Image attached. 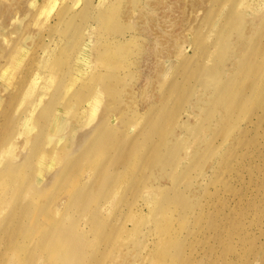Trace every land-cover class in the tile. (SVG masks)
<instances>
[{
	"label": "rangeland",
	"instance_id": "rangeland-1",
	"mask_svg": "<svg viewBox=\"0 0 264 264\" xmlns=\"http://www.w3.org/2000/svg\"><path fill=\"white\" fill-rule=\"evenodd\" d=\"M0 1L16 15L4 29L0 19V129L5 135L18 127L36 95L22 92L30 77L44 74L38 119L28 137L18 136L16 151L26 154L46 135L37 164L44 156L52 164L30 170V191L48 206L42 219L76 223L73 242L80 240L72 244L81 248L63 261L41 252L36 234L0 227L7 239L0 240V264H264V158L253 148L264 152V0H106L108 22L102 36L91 28L87 45L95 49L70 87L85 21L77 19L74 33L56 25L67 0ZM57 116L63 126L53 140ZM252 117L254 130L246 126ZM103 122L118 148L107 173L121 176L115 186L102 183L110 176L84 184L94 189L90 206L69 211L76 186L58 177ZM240 127L251 130L232 176L229 148ZM137 147L145 151L135 159ZM84 165L79 180L100 173L99 161ZM7 190L0 188V208ZM8 225L16 226V215Z\"/></svg>",
	"mask_w": 264,
	"mask_h": 264
},
{
	"label": "bare ground",
	"instance_id": "bare-ground-1",
	"mask_svg": "<svg viewBox=\"0 0 264 264\" xmlns=\"http://www.w3.org/2000/svg\"><path fill=\"white\" fill-rule=\"evenodd\" d=\"M57 1H59V0H54L55 3ZM62 2H64V0H62ZM67 2L70 3V5L68 6L67 9H65L64 15L62 16V20L57 22L56 25L59 24V26L64 27L66 32L73 30L71 32L74 33V30L77 27V24H76L77 19L81 18V21H85V23L82 25L81 28L78 26L79 29H82L81 32H82V35L85 39L81 40V42L77 43L78 46H76V48H78V51H79L78 54L79 55H77V57H76L75 66L71 65V75H70V79H69V87H70V86H74L76 83H78L82 79V75L85 73V71H87V67L90 63V61H89L90 60V54L92 51H94L93 49H95L92 46L87 45L89 39H91V37H92V33H90L91 28L93 27V28L97 29L100 32L99 34L101 35V29L104 28L106 26V23L108 22L109 12L106 8H102L103 6H105L106 0H67ZM44 9H46V8H44ZM21 10L24 12L25 9H21ZM47 10H49V9H47ZM22 11H21V13H22ZM44 11H43V13H44ZM15 16L16 15H14L13 11L12 10L10 11L9 8L6 5H4L2 1H0V19H2V28L3 29L7 28L9 26L7 24H9V21L11 22V20L14 19ZM52 24H53L52 22H49V26H51ZM0 35H2L1 32H0ZM5 41H7V40H5ZM116 42L121 43V42H123V40H120L118 38ZM1 45L2 44H0V46ZM73 46H74V44H73ZM1 47H3V45ZM48 47H50V46H48ZM252 70H253V72H258L259 67L254 64V65H252ZM37 74H39V73H37ZM32 77H30L31 78V79H29L30 83L27 84V88L24 89L22 94L25 97L35 95V94L36 95L33 96L34 98H32V101L29 102L28 108L25 111V116L23 117L22 115H20V116H22V118L19 119V123L16 121L18 123L17 124L18 129L14 127L15 129L12 130V128H13L12 127L11 129H9L8 134L4 135V131L1 130L2 125L0 127L1 128L0 129V188H2V189H5L6 187L8 188L5 198L1 197V201H3V204H2V207L0 208V227L12 228L19 235L21 233H23L22 236L25 238L29 237L30 235L36 234L39 238V242H40L39 246H40L41 252H45V250L46 251L49 250V252L52 253V256L54 258L57 256L62 257L63 261H65L64 258L65 259H67V258L71 259V254H72L71 251H75L76 247H77V249L80 248L79 246H76L74 249L73 247L75 245L72 244L74 236L75 237L77 236L78 238H80L79 237L80 232L78 233V226H74L73 224H76V223L73 222V224H71L72 226L69 225L70 226L69 227L66 224H63L64 220L61 223V221H59L58 219L57 220L52 219V218H49L48 220L47 219L45 220L44 218L42 219L41 213H43L44 216L46 214H48L49 211L47 213L45 211L46 207L48 208V206L45 205L46 207L44 206V208H43V206H41L39 203H37L36 196H38L39 194H35V191H30V189L32 188V184H30V182H28V178L30 180L32 179V177H30L29 172H30V170H34L36 165H38L40 168L43 169V168H49L52 164V163L49 164L45 160L46 156L40 158V163L37 164V160L41 156V153H42V138L45 137L46 135L42 134L41 135V137L43 136L42 138H39L37 141H34L33 143H31L32 147L30 146V148H29V150H27L26 154L24 153V154L20 155V153L16 151V148L18 146L17 145L18 143L16 142V140L19 139L18 136H27L28 137L29 130L32 129V127H35V120L38 119V116L36 115V111L38 110V107H39L38 104H40V101H41L40 98H41V96H43L40 94V92H41L43 83L47 80L46 76L44 74H41V73L38 76H35V77L32 76ZM28 99H29V97H28ZM79 99L81 101V99L85 100L86 98L84 95L83 96L80 95ZM25 100H26V98H25ZM50 114H51V108H49L47 111H45L43 116L49 117ZM251 125L253 127V130H254L255 125L256 126L258 125V123L255 121V119L253 117L246 121V126L251 127ZM62 126H63V124L61 123L59 116H57L54 119V123H53V127H52L53 132L51 134H48L49 138H53V140H54L56 137H58L57 133L59 131H61L60 128ZM155 128H159V126L155 127ZM250 130L251 129L249 127H246V128L240 127L239 128V131H240L239 135L233 140L232 144L230 145V148H229V154H230L229 155V157H230L229 165L231 167L230 172H229L230 175H232L234 173V171H233L234 163L236 164V161H238V159L241 158V156H243V155H241V156L238 155V153H241L240 152L241 150L238 151L237 148L239 146H242V148H243L246 145L244 139L250 135ZM149 131H151V135L153 133H155L153 123L151 124V128ZM114 132L115 131L112 129L111 125L107 122H103L102 124H99L97 127H95L87 135L88 141L85 142L86 145L84 143L85 148H84L83 152L80 155H78L77 157H75L74 159H72L67 164V167L63 171V174L60 175V177H58V179L61 178L65 183H67V184L72 183L74 186H76V188L73 189L72 196H70L71 201H70V204L68 205V210L71 207H73V208L76 207L73 210H78L77 207L79 208V206H81V205H84V206L87 205V207L90 206V197H91L90 195L92 194L94 189H93V191H92V189H86L84 187V184H87L91 181L95 182L98 179H100L99 177H101V176H105V177L110 176L111 177L108 179L105 178L104 182H102L103 184L110 183V186H115L117 184V182L121 176V173L120 174H115L112 172L107 173L108 163L111 162L110 160L112 158V154H110V152L111 151L114 152L115 150L118 149V148L115 149V147H111L112 146L111 139L115 135ZM27 137H26L25 143L30 144V139H28ZM116 146L118 147V145H116ZM253 148L255 150L256 159L257 158H259V159L264 158V152L263 151L257 150V148H255V147H253ZM144 151H145V148L142 149L141 147H137L136 149L133 150V153H134L133 156L136 159V158H138L139 153L144 152ZM238 156H240V157H238ZM253 157H254V155H253ZM92 158L95 161L100 162V167H101L100 173L92 176L91 177L92 179L90 178L88 180V182H84V181L79 180L77 178L79 175V172H82V169L85 166L84 164L89 159H92ZM128 158H129L128 156L124 157L122 159L123 162L126 161ZM115 161H116V159H115ZM261 164H263V162ZM120 165H118V166H120ZM258 165H259V163H258ZM75 169H77L76 170L77 176H74L73 178H71V173L74 172L73 170H75ZM237 173H239V172H237ZM255 178H256V176H255ZM102 183H100L98 185H101ZM256 183H255V185H256ZM96 185H97V183H96ZM252 185H254V184H252ZM78 187H80V188H78ZM27 191H29V192H27ZM237 192H238V189H237ZM26 195H29V196H26ZM21 197L27 198L28 200H24V202H23L21 200ZM262 200H264V199H262ZM246 201H247V199H246ZM167 202H168V198H164L163 203L166 204ZM256 205L257 204L253 203L254 207H256ZM248 206H249V203H248ZM253 206H252V208H253ZM258 206H257V208H258ZM57 207L59 209L61 206L57 205ZM43 210L45 212H43ZM73 210H72V212H73ZM248 211H249V209H248ZM67 213H68V211H67ZM64 214H63V216L66 215V214L65 215ZM15 215H16V226L8 225V223L15 217ZM237 215H238V213H237ZM237 215H235V216H237ZM47 217H49V215ZM243 218H244V216H243ZM257 218H259V217H257ZM27 219L31 220V224L27 223V221H29ZM233 223H234V221H233ZM91 224H92V222H91ZM229 225H232V223L231 224L229 223ZM78 238L77 239L75 238V239L78 241V240H80ZM84 239L82 238V240H84ZM0 240H7V239H4L0 235ZM76 240H74V242ZM87 240H89V239L87 238ZM89 241H87V242H89ZM75 243H77V242H75ZM79 243H81V241ZM84 244H81V245H84ZM77 245H79V244H77ZM81 247H83V246H81ZM84 247H85V245H84ZM72 248H73V250H71ZM80 251H82V250H79V251L77 250V252H78L77 254H80ZM85 251H86V247H85ZM29 252H31V251H29ZM75 253H76V251H75ZM28 255H29V253H28ZM85 256L86 255L84 254L83 257H85ZM24 257L25 256L23 255L22 258H24ZM29 257H30V255H29ZM81 257L82 256H80V258ZM27 258L28 257H26L25 259H27ZM0 259H1V257H0Z\"/></svg>",
	"mask_w": 264,
	"mask_h": 264
}]
</instances>
